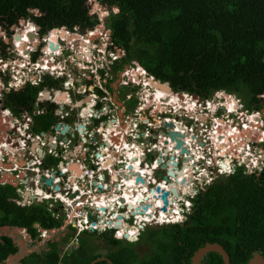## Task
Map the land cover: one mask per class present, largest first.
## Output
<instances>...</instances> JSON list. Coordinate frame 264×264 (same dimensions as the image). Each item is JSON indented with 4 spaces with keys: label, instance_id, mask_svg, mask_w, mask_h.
<instances>
[{
    "label": "flooded vegetation",
    "instance_id": "obj_1",
    "mask_svg": "<svg viewBox=\"0 0 264 264\" xmlns=\"http://www.w3.org/2000/svg\"><path fill=\"white\" fill-rule=\"evenodd\" d=\"M107 20L102 22L98 19V23L89 29H83L80 25L72 30L64 27L62 31L65 37L60 35L61 32L57 33L54 42L47 36L54 31L43 33L33 20L30 21L35 27L27 24L24 31L10 28L14 24L0 28L1 191L13 189L18 199L11 201L24 204L31 201L34 191L51 195L82 191L80 198L83 207L75 209L73 213L79 210L98 228L92 232L83 230V233H97L101 237L90 245L98 248L96 243L103 241L105 247L110 249L104 253L95 251L105 259L101 261L110 263L108 258L113 256L116 259V254L122 255L124 252L118 249L123 248L131 250L128 254L129 264L157 260V256L161 262V230L175 224L162 222L161 207L150 201L153 198L151 191H155L156 187L161 189V184L175 191L170 193L174 201H170L171 208H167L165 215L168 219L181 215L178 225H185L189 215H192L194 199L201 194L194 191L195 156L202 155L201 149L222 151L224 164L233 170L230 175L243 174L242 169L247 163L254 167L260 165L264 160V140L260 130H264V107L252 106L250 109V112L259 114L257 123L260 128H253L254 138L244 133L240 135V132L229 135L227 129L237 126L235 120L238 114L250 106V98L245 93L212 91L205 98L173 90L169 82L155 78L136 58H128L126 50H121L113 42ZM98 25L102 27L100 34H103V38L93 40V35H98ZM28 33L34 35L31 40ZM17 37L21 39L17 40ZM56 44L57 49L54 48ZM29 49L35 51L30 54L31 59L34 55L39 56L38 52L41 53L39 57L45 55V59L40 58V61L50 64L53 75L46 76L38 71L30 77L22 76V62L19 61ZM157 82L170 88V92L161 98L167 103V110H163L162 106L158 108L161 104L154 100L153 86ZM27 86L34 89L31 99L8 98ZM185 94L188 95L189 109L178 104L185 101L182 99ZM169 95H179L181 99L168 106ZM195 101L194 109L192 103ZM207 101L210 103L207 104ZM245 122H249L247 126L251 127V121ZM210 130L225 135L215 137ZM170 132L183 136L185 152L182 153L181 148H174L175 142L170 141ZM216 140L218 149L213 143L217 145ZM141 171L146 177L140 175ZM137 177L143 183H136ZM130 179H134L135 189L131 188ZM47 180H50V184H46ZM7 186L11 189H7ZM129 191L134 197H139L131 204L125 203L122 196V193ZM69 193L70 198L78 195V192ZM111 200L114 203L100 204ZM91 202L93 204L90 205ZM34 203L45 207L48 201L33 200L31 205ZM140 203L145 204L136 206ZM92 209L96 212L95 217L89 213ZM103 215L108 218L105 228L102 226L105 223ZM58 222L60 226H66L62 231L64 235L61 236V232L57 239L54 237L50 240L51 232L46 230V235L40 240H44L47 246L55 242L64 256L66 253L63 250L75 231L72 230L73 223H68L66 217ZM107 233L110 235L103 236ZM142 233L146 237H142ZM130 236L135 238L130 240ZM1 237L10 238L4 234H0ZM110 237L135 246L124 248L120 243L112 247L107 242ZM62 240H65L63 244ZM80 242L78 238L77 248ZM156 244H159V249L155 247Z\"/></svg>",
    "mask_w": 264,
    "mask_h": 264
},
{
    "label": "trees",
    "instance_id": "obj_2",
    "mask_svg": "<svg viewBox=\"0 0 264 264\" xmlns=\"http://www.w3.org/2000/svg\"><path fill=\"white\" fill-rule=\"evenodd\" d=\"M85 2L0 0V25L10 26L28 19L36 22L43 33L62 27L72 30L78 25L93 28L98 21L88 15ZM100 3L118 8V13H111L107 20L113 42L155 78L169 82L173 90L205 98L215 90L245 93L250 98L249 107H264V96L260 97L264 95V0H101ZM30 10H38L40 16L34 17ZM57 33L64 37L63 31H54L50 37L53 42ZM33 91L27 86L8 98L31 99ZM1 188L0 227L26 229L32 240L39 234L35 224L44 230L60 227V222L43 205L20 207L11 201L18 199L17 192ZM107 242L112 247L120 245L112 237ZM207 243L221 245L230 264H247L254 254L264 257V171L258 176L236 173L201 192L193 201L192 215L185 225L175 224L161 230V262L157 256V260H144L141 264H191L194 252ZM155 247L159 249V244ZM48 248L41 254H29L21 264H32V258H36L37 264H91L101 257L95 253L96 245L85 241L63 257L55 242L48 243ZM118 250L124 251L123 254H116V259L108 258L110 263L95 264H129L130 251ZM17 252L11 238H0V264ZM201 264H223V261L217 253H209Z\"/></svg>",
    "mask_w": 264,
    "mask_h": 264
},
{
    "label": "built area",
    "instance_id": "obj_3",
    "mask_svg": "<svg viewBox=\"0 0 264 264\" xmlns=\"http://www.w3.org/2000/svg\"><path fill=\"white\" fill-rule=\"evenodd\" d=\"M91 16L94 15H98V13L95 11H91L90 12ZM99 20H102L104 17L98 15ZM4 27H8L7 25H3ZM1 28V27H0ZM35 33V32H34ZM33 52V54L35 53V51H33L32 49L28 50L27 55H20L24 60L22 61V63L20 64V68L23 72L24 77L27 76H31L34 71L35 72H47L49 71L50 74H52V67H50V64L45 61L43 63H40L41 61L37 60V56H36V60L32 61L31 59V53ZM142 70V69H141ZM144 74H146V72L142 71ZM187 95H185L186 97ZM210 102L207 101V104H209ZM239 116V117H238ZM237 116V119L235 120V122L237 121V126L235 127H231L230 129L233 131V134L237 135L239 132L240 133H244L246 131L247 137L249 136H253V138L255 137V130H253V128H258V123H257V119H259V114L255 113V112H250L247 113L245 112H240ZM240 120V121H239ZM243 120H247V121H251V127L247 126V124H249V122H245ZM261 125V123H260ZM262 127V126H261ZM251 128V129H250ZM262 131V139L264 140V130L260 129ZM204 131V130H202ZM216 131L213 130V133H215ZM200 137L202 138V133H200ZM205 142V141H203ZM173 146V144H172ZM202 155H197L195 156V163L197 165V169L196 172L193 171L194 173V183L196 185V189H194V191H200L203 192L206 190V188L208 186H210L216 178L220 177V176H229L230 174H232L233 170L230 169V166L227 167H223V160H224V156L222 154V151H216L215 154L212 151V149H208L207 151H204L201 149ZM176 154H178V152L176 151ZM222 155V156H220ZM217 156V157H216ZM216 157V158H215ZM203 161L204 164L201 165L200 162ZM255 164V163H253ZM253 167L251 164L247 163L244 165V174H251L254 173ZM256 167H258L257 171H261L264 168V160L262 161V163H260V165L256 164ZM1 172V171H0ZM141 176L146 177L144 174H142L141 171ZM128 182H130L131 184V188L135 189V182L134 179H130L128 180ZM165 190H169L168 186L164 185ZM44 192V191H43ZM40 191H34L32 192V199L30 202H27L26 204L16 201L15 204L20 206V207H25V206H29L31 205V202L33 200H37L39 202H42V200H46L48 201L46 210L50 213V216L56 220L59 221L60 218L64 219L65 217L68 219V223H73V229H76V231L74 232V236L72 238V240L70 241V243L68 245H66V247L63 250V253H67V252H71L72 250H75L78 246V238L80 236V233L83 232V230H87V231H95L98 228L92 224V222L88 221L83 215H81L79 213V210H77V213H75L76 218L74 219V215H73V211L75 209H80L81 207H83V204L81 202V198L83 195L82 191H64V194L62 192L60 193H53V195H51L50 193H43ZM69 192H78V195H76L74 198H70L69 196ZM42 193V194H41ZM122 196L125 199V202H133L134 199L136 197H134L132 194L130 196H125V193H122ZM53 197V198H52ZM169 201H171V199L174 201V197L172 195L169 194L168 196ZM51 200H53V203H51ZM151 202L154 203L155 206H157L156 204L159 203L160 205H158L157 207H162V201L161 199H159V197L157 198H151L150 200ZM108 203H114L112 202H101V205H105ZM93 204L92 202L90 203V205ZM98 203H95V205H97ZM145 203H140L137 204L136 206H142ZM168 209L171 208V204L168 205L167 207ZM89 213L95 217L96 216V212L94 211V209L90 210ZM161 213L164 214L163 218L161 219L162 222L163 220L165 222H173V223H178L181 220H177L176 217L179 215H174L173 219H168V217L165 215V212ZM180 217V216H179ZM103 218L105 219V223L102 224L103 228H105V226H108L107 222H108V218L106 217V215H103ZM111 219V218H110ZM74 220V221H73ZM72 221V222H71ZM66 226H60L59 229H63ZM57 229H52L50 230V232H55ZM38 234V238L43 239V237L46 235V230H42L39 231L37 230ZM21 234L23 236V238L26 239H31V236L27 233L26 229H22ZM43 241V240H41ZM62 264V263H59Z\"/></svg>",
    "mask_w": 264,
    "mask_h": 264
},
{
    "label": "rangeland",
    "instance_id": "obj_4",
    "mask_svg": "<svg viewBox=\"0 0 264 264\" xmlns=\"http://www.w3.org/2000/svg\"><path fill=\"white\" fill-rule=\"evenodd\" d=\"M99 2L101 1V0H98ZM93 6L96 8V9H100L101 11H104V13H106L107 11H108V9H109V7H107L106 5H104V4H101L100 3V6H98V8L96 7V5L95 4H93ZM100 11V13H98V14H100L101 16H104L103 15V13ZM111 11L113 12H115V10L114 9H112L111 8ZM102 13V14H101ZM105 21V18L103 19V21L102 22H104ZM19 23V24H18ZM18 23H16L15 25H13L12 27H10V28H18V29H23V31H24V28H25V26L27 25V24H31L32 25V23L31 22H27V21H19ZM1 27V26H0ZM4 27V26H3ZM35 27V26H34ZM98 31L96 32V33H98V35H93L94 36V38H93V40L95 39V38H100V37H102L103 38V34H100V32H101V29H102V27H101V25H98ZM60 31H62L63 30V28H61V29H59ZM59 30H54V31H59ZM64 32V31H63ZM28 35V34H27ZM49 35H51L52 36V34H48L47 36L50 38L51 36H49ZM56 35V34H55ZM63 35H64V37H65V33H63ZM23 37H25V36H23ZM24 40H26L27 41V39L25 38ZM56 46H57V44H56ZM56 46H54V48L55 49H57L58 47H56ZM47 47V46H46ZM53 48V47H52ZM51 48V49H52ZM21 50V49H20ZM19 50V51H20ZM48 50V49H47ZM39 53V56L41 55V53L40 52H38ZM49 53V52H48ZM39 56H37V60H39L40 61V58H42V59H45V55H44V57L43 56H41V57H39ZM24 59L22 58L19 62H22ZM169 98H170V102L168 103V106H171V104H175V101H177L178 100V98L179 99H181V96H177V97H175V96H172V95H169ZM175 99V100H174ZM183 100H185L183 103H180V101L178 102V104H179V106L180 105H182V107L183 108H191L189 105H188V101H187V96L185 97V96H183V98H182ZM155 100V99H154ZM157 103H159V104H161V106L162 107H165V109H163V110H167V103H164L163 101H156ZM165 104V105H164ZM157 106V105H156ZM178 106V107H179ZM176 109H178V108H176ZM159 110V109H158ZM180 110H182V108L180 107ZM190 110H193V108L192 109H190ZM217 112V111H216ZM234 113H236L235 111H234ZM240 121V120H239ZM245 121V120H244ZM1 122V121H0ZM0 126H1V123H0ZM260 129H263V128H260ZM211 131V130H210ZM228 132H229V135H233L234 136V134H232V130H228ZM244 133H246V131L244 132ZM209 134V133H208ZM219 134L220 135H225V134H221V133H218V131H216L215 133H214V136L215 137H217V136H219ZM226 134H228V133H226ZM242 133H240V135H241ZM214 136H212V137H214ZM232 136V137H233ZM222 138H224V137H222ZM216 142H217V140H216ZM214 143V146H215V148H217L218 149V142H217V145H216V143L215 142H213ZM215 154V153H214ZM222 154H224L223 152H222ZM220 156H222V155H220ZM217 157V156H216ZM215 157V158H216ZM222 179L223 178H227L228 176H220ZM171 202H172V199H171ZM157 206L159 205V203H157L156 204ZM163 216H164V214L163 213H160V217H161V219L163 218ZM59 229H57L55 232H56V234L54 235L53 234V236H52V240L53 239H55V238H57V237H59L60 236V233L62 232V231H58ZM69 230H71V229H69ZM73 230V232L74 231H76V229H72ZM58 231V232H57ZM5 233L4 234H6V235H10V236H12L15 240H19V236H17V235H19V233H20V235H22L21 234V232H19V231H17L16 229H8V230H6V231H4ZM55 232H51V233H55ZM147 233V232H146ZM108 235H110V233H107V234H104L103 236H105V237H107ZM55 237V238H54ZM101 236H98L97 235V233H88V232H82L81 234H80V237H79V239L81 240V241H85V242H87V243H89V244H93V242L95 241V240H97V238H100ZM142 237H146V235H145V233H142ZM67 238H69V235L67 236ZM44 241V240H43ZM42 241V242H43ZM65 242V240H62V244ZM121 243V246L122 247H124V248H130L131 246L133 247V246H135V244H127V243H125V242H120ZM41 244V240H39V238H36L35 240H33L31 243H30V245H29V248H28V250L29 251H33V250H35L36 248V250L35 251H37V252H39L40 251V249H38L39 248V245ZM97 245H98V248H96L95 249V251H96V253H104V251H109L110 249H107L105 246H106V244L102 241V242H98V243H96ZM45 245V244H44ZM44 245L42 246V247H44ZM101 245V246H100ZM103 245V246H102ZM104 248V249H103ZM129 251H131V250H129ZM43 252V250L40 252V253H42ZM132 252H133V250H132ZM102 256H105V255H102ZM33 260V262H32V264H37V260H36V258H32L30 261H32Z\"/></svg>",
    "mask_w": 264,
    "mask_h": 264
},
{
    "label": "water",
    "instance_id": "obj_5",
    "mask_svg": "<svg viewBox=\"0 0 264 264\" xmlns=\"http://www.w3.org/2000/svg\"><path fill=\"white\" fill-rule=\"evenodd\" d=\"M33 34L28 33V39L31 40L33 38ZM20 37H17V40H20ZM57 47V46H56ZM155 87H157L158 89H161L163 91H168L170 92V88L163 83H155ZM167 126H172L171 124H166ZM169 135L170 137V141L171 142H175V149L181 148V152H185V148L183 147V141L182 138L183 136H180L179 133H173L170 132ZM170 175H173L172 172L169 173ZM138 181H140L141 183H143V180L140 177H137L135 179V182L137 183ZM46 184H50V180L46 181ZM164 184H161V189L159 187H156L155 191H151V195L153 198H157L159 197V199H161L162 201V207H161V211L162 212H166L167 211V207L168 205L171 204V202L168 199V196L170 193H174L175 191H170V190H165ZM141 201V200H139ZM35 205H37V203H34ZM145 209V208H144ZM35 229H38L39 231H42L43 229H39L38 224L34 225ZM10 230V229H16L17 231H22V229L20 228H14V227H9V226H5V227H0V234H4L6 230ZM209 253H217L222 261L223 264H230L229 261V256L227 254V252L223 249V247L217 243H207L205 244L203 247L198 248L194 254L191 257V264H200L201 260L203 259L204 256H206ZM101 260H105L104 258H100V259H96L95 261H93L91 264H95L98 261ZM247 264H264V257H262L259 254H254L253 257L248 261Z\"/></svg>",
    "mask_w": 264,
    "mask_h": 264
},
{
    "label": "clouds",
    "instance_id": "obj_6",
    "mask_svg": "<svg viewBox=\"0 0 264 264\" xmlns=\"http://www.w3.org/2000/svg\"><path fill=\"white\" fill-rule=\"evenodd\" d=\"M93 4H95L96 5V7L98 8V6H100V2L98 1V0H86V2H85V6L87 7V9H88V15L89 16H91L90 15V12L91 11H95V14H96V12L97 13H100V9L98 8V9H96L94 6H93ZM111 8L112 9H114L115 10V12L113 11H111ZM30 12V14L31 15H33L34 17H39L40 16V12L38 11V10H30L29 11ZM102 13H103V17L105 18V20L107 19V18H109V16H110V14L111 13H113V14H117L118 13V8L117 7H109V9H108V11L106 12V13H104V11H101ZM101 13V14H102ZM98 15H100V14H98ZM98 15H94L93 17H95V18H92V19H96L97 21H98ZM101 16V15H100ZM92 17V16H91ZM103 18V19H104ZM103 19L101 20V21H103ZM20 21H27L28 23L29 22H31L30 20H24V19H20ZM16 24V23H15ZM14 24V25H15ZM32 25L34 26V24L32 23ZM1 26V25H0ZM1 27H3V26H1ZM63 29H64V27H62ZM59 29H61V28H54V29H52V30H50V31H54V30H59ZM49 31V32H50ZM120 49L121 50H123V48L122 47H120ZM54 70H52V72H53ZM34 73H35V71H34ZM43 75H49L50 74V72L49 71H47V72H44V73H42ZM51 75H53V73L51 74ZM215 91H218V92H220V91H223V90H215ZM186 95V94H185ZM185 95H183V96H185ZM187 97H188V95H187ZM194 104H197V101H195V103H192V106H193V108L195 109L196 108V106L194 105ZM250 109H252V107H249L247 110H246V112L247 113H250ZM215 112H216V110H215ZM245 112V111H244ZM254 112V111H253ZM231 113H234V111H232ZM255 113H258V112H255ZM227 130H231L230 128H228ZM211 132H213V131H211ZM232 134H233V132H232ZM235 135V134H234ZM174 146V145H173ZM217 151V150H216ZM215 153V152H214ZM257 169H258V167H253V170H254V173H251V174H244V172H243V174L242 175H245V176H249V175H254V176H258V175H260L263 171H264V168L261 170V171H257ZM243 171H244V169H242ZM229 176H232V175H229ZM228 176V177H229ZM219 179H222L221 177H218V178H216L215 179V181L211 184V185H213L217 180H219ZM210 185V186H211ZM209 187V186H208ZM207 187V188H208ZM206 188V189H207ZM204 192V191H203ZM176 219L177 220H181L182 219V216L180 215V217L179 216H177L176 217ZM178 223H180V222H178ZM178 223H174V224H178ZM21 229H23V228H21ZM57 229H59V228H57ZM36 230H38V229H36ZM135 237L134 236H130L129 237V239L130 240H132V239H134ZM33 241V240H32ZM61 254V256L60 257H63V255H62V253H60ZM10 257V256H9ZM59 263H62V262H59ZM58 263V264H59ZM62 264H64V263H62Z\"/></svg>",
    "mask_w": 264,
    "mask_h": 264
},
{
    "label": "crops",
    "instance_id": "obj_7",
    "mask_svg": "<svg viewBox=\"0 0 264 264\" xmlns=\"http://www.w3.org/2000/svg\"><path fill=\"white\" fill-rule=\"evenodd\" d=\"M58 231H64V230L63 229H59ZM53 234L55 235L56 232L55 233H51V235H49L48 238L50 240H52L51 238H52ZM4 235H6V234H4ZM63 235H64V232H62L61 236H63ZM17 236H19V240H15L12 236H10V238L13 240V243L18 247V252L14 256H10L6 260L5 264H21L22 259H24L25 257H27L31 253L41 254L40 252L42 250L45 251V252L49 251V248H48L47 243L45 241H43V242L41 241V244L39 245V248H38V249H40L39 252L35 251L37 248L35 250H33V251H29L28 248H29V245L32 242V240L23 238V236L20 235V233ZM43 245H44V247H42Z\"/></svg>",
    "mask_w": 264,
    "mask_h": 264
},
{
    "label": "bare ground",
    "instance_id": "obj_8",
    "mask_svg": "<svg viewBox=\"0 0 264 264\" xmlns=\"http://www.w3.org/2000/svg\"><path fill=\"white\" fill-rule=\"evenodd\" d=\"M154 87L155 86H153V89H154ZM169 92L168 91H163V90H161V89H158L157 87H155V90H154V94H153V96H154V99H155V101H161V98L162 97H165L166 96V94H168ZM169 97V96H168ZM175 100V99H174ZM158 105H159V103H157ZM158 108H160L161 109V105L160 106H158ZM163 109H164V107H163ZM214 138V137H213ZM136 153V152H135ZM137 162V161H136ZM138 163V162H137ZM136 163V164H137ZM158 163V162H157ZM138 165V164H137ZM136 166V165H135ZM134 166V167H135ZM152 168V167H151ZM135 169H137V168H135ZM127 171V170H126ZM151 171H153V170H151ZM146 172V171H145ZM144 172V173H145ZM148 172H150V171H148ZM147 172V173H148ZM147 173H146V175H147ZM150 174V173H149ZM127 184V183H126ZM129 184V183H128ZM131 184V183H130ZM140 185V184H139ZM141 186V185H140ZM141 188H143V187H141ZM134 191V190H133ZM147 191V190H146ZM138 193V192H137ZM131 195V193H130V191L129 192H127V193H125V196L127 197V196H130ZM121 197V196H120ZM135 197H138V196H135ZM139 198V197H138ZM126 203V202H125ZM131 204V203H130ZM74 214V213H73ZM75 215V214H74ZM172 217V216H171Z\"/></svg>",
    "mask_w": 264,
    "mask_h": 264
},
{
    "label": "snow or ice",
    "instance_id": "obj_9",
    "mask_svg": "<svg viewBox=\"0 0 264 264\" xmlns=\"http://www.w3.org/2000/svg\"><path fill=\"white\" fill-rule=\"evenodd\" d=\"M125 147H127V145H125ZM133 147H135V146H133Z\"/></svg>",
    "mask_w": 264,
    "mask_h": 264
}]
</instances>
